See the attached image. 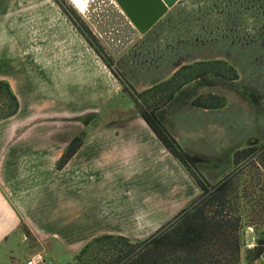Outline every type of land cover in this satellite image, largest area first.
I'll use <instances>...</instances> for the list:
<instances>
[{"label":"rangeland","instance_id":"obj_1","mask_svg":"<svg viewBox=\"0 0 264 264\" xmlns=\"http://www.w3.org/2000/svg\"><path fill=\"white\" fill-rule=\"evenodd\" d=\"M73 20L83 22L101 53L89 44ZM0 23L6 27L29 25L31 29L34 48L21 55L23 63L16 62L15 54L0 56V77L14 83L24 98L32 99L33 91L48 93L50 88L45 83L55 77L50 75L63 78L61 69H49L47 58L61 67L70 61H88L89 81L87 73L72 64L63 87L54 82L51 96L60 101L58 90L67 88L72 97L64 98L71 99L72 107L89 103L94 97L91 66L98 69V80L102 71L103 110L68 118L72 131L76 130V135L84 132L85 139L95 136L100 124L140 115L134 96L166 81L182 65L208 60L231 64L237 70V79L213 76L192 82L162 105L158 115L211 183L232 171L242 172L232 211L241 219L237 230L240 264H247V249L264 237V0H180L145 35L132 29L121 8L110 0H88L85 9L72 0H0ZM47 29L55 31L54 43L44 39L43 30ZM207 93L224 98L225 105L204 109L191 104L194 96ZM166 96L164 89L152 100L156 104L158 98L161 102ZM42 115L29 111L26 116L36 121ZM84 123L88 126L75 128ZM252 147L257 149L253 154L239 155V161L235 160L236 152ZM162 160L169 184L176 169L171 157L163 156ZM194 195L191 185L175 187L168 193L169 208ZM15 257L2 256L0 263L21 264L27 258L24 252ZM254 264H264V256Z\"/></svg>","mask_w":264,"mask_h":264},{"label":"crops","instance_id":"obj_2","mask_svg":"<svg viewBox=\"0 0 264 264\" xmlns=\"http://www.w3.org/2000/svg\"><path fill=\"white\" fill-rule=\"evenodd\" d=\"M30 32L29 25L6 27L0 23V56L15 54L16 62L23 63L21 55L34 48ZM43 32L44 39L54 43L55 31ZM45 60L49 69L64 72L63 78L50 75L55 77L45 83L50 88L48 93L33 91L32 99L24 98L9 80L20 109L0 121V257L15 259L24 252L27 258L21 264H25L32 255L43 253L46 264H64L102 234L146 239L197 197L199 186L141 115L100 124L99 132L85 139L67 164L58 169L57 161L76 136V130L67 124L69 119L78 113H99L105 106L103 75L99 70L98 80V69L91 66L94 97L89 103L72 107L71 99L64 98L72 97L67 88L58 90L60 101L51 96L54 82L63 87L72 64L84 70L88 80V61H70L61 67ZM29 111L43 115L35 121L26 116ZM82 126L88 124L75 128ZM163 156L171 157L176 169L169 184ZM181 185H191L195 195L169 208L168 193Z\"/></svg>","mask_w":264,"mask_h":264},{"label":"trees","instance_id":"obj_3","mask_svg":"<svg viewBox=\"0 0 264 264\" xmlns=\"http://www.w3.org/2000/svg\"><path fill=\"white\" fill-rule=\"evenodd\" d=\"M73 23L89 44L101 53L83 22L73 20ZM106 63L111 66L108 61ZM213 76L234 80L238 78V73L225 60L197 61L182 65L166 81L134 96L140 115L168 151L189 171L200 188L199 195L146 239L133 240L123 235L102 234L87 242L74 260L65 264H240L241 239L237 230L241 219L232 210L236 204L234 199L239 195L238 180L242 172L232 171L211 183L158 115L162 105L171 102L188 84ZM164 89L167 96L161 102L158 98L155 104L152 99L160 96ZM124 90L127 88L124 87ZM191 104L215 109L224 106L225 99L207 93L194 96ZM19 109L20 101L11 83L0 78V121L16 115ZM85 136L81 132L71 140L57 161L58 169L63 168L79 150ZM256 150L254 147L242 149L236 152L235 160L238 162L239 155H251ZM263 254L264 237H259L256 244L247 249V264H254Z\"/></svg>","mask_w":264,"mask_h":264},{"label":"water","instance_id":"obj_4","mask_svg":"<svg viewBox=\"0 0 264 264\" xmlns=\"http://www.w3.org/2000/svg\"><path fill=\"white\" fill-rule=\"evenodd\" d=\"M122 12L137 29L145 35L180 0H115ZM264 256V254H263Z\"/></svg>","mask_w":264,"mask_h":264},{"label":"built area","instance_id":"obj_5","mask_svg":"<svg viewBox=\"0 0 264 264\" xmlns=\"http://www.w3.org/2000/svg\"><path fill=\"white\" fill-rule=\"evenodd\" d=\"M111 3L116 4L115 0H110ZM130 22V21H129ZM130 26L132 29L136 30L137 29L133 26V24L130 22ZM48 261L46 259V257L43 255V253H36L34 255H32L30 258H28L25 262V264H46Z\"/></svg>","mask_w":264,"mask_h":264},{"label":"bare ground","instance_id":"obj_6","mask_svg":"<svg viewBox=\"0 0 264 264\" xmlns=\"http://www.w3.org/2000/svg\"><path fill=\"white\" fill-rule=\"evenodd\" d=\"M78 7L85 9L87 7L88 0H72Z\"/></svg>","mask_w":264,"mask_h":264}]
</instances>
